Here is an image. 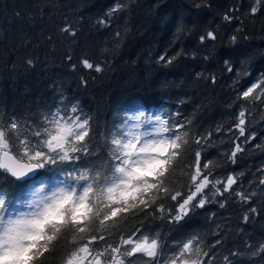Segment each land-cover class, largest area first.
Masks as SVG:
<instances>
[{
  "label": "trees",
  "instance_id": "obj_1",
  "mask_svg": "<svg viewBox=\"0 0 264 264\" xmlns=\"http://www.w3.org/2000/svg\"><path fill=\"white\" fill-rule=\"evenodd\" d=\"M66 26L76 35L63 32ZM161 56L175 59L167 64ZM84 58L102 71L83 68ZM261 80L264 0H0V120L38 124L63 107V98L91 118L93 150L106 157V130L137 111L161 115L184 124L189 134L173 178L177 188L188 191L191 170L187 177L180 174L198 150L213 161L215 179L237 178L233 192L214 197L207 191L205 206L192 208L179 222H170L169 212L174 216L177 207L170 200L163 213L153 206L138 218L127 217L118 231L127 235L142 225L159 239L161 261L196 235L209 252L205 264H264V95L256 89L249 99L240 98ZM241 110L245 135L254 137L247 143L234 127ZM209 133L207 143L193 142ZM234 141L243 151L232 162ZM58 178L55 169H40L21 182L0 172V192L11 201L10 210L25 211L19 202ZM239 191L250 197L247 203L235 195ZM109 242H119L115 231ZM66 249L60 241L41 264H63Z\"/></svg>",
  "mask_w": 264,
  "mask_h": 264
},
{
  "label": "snow or ice",
  "instance_id": "obj_2",
  "mask_svg": "<svg viewBox=\"0 0 264 264\" xmlns=\"http://www.w3.org/2000/svg\"><path fill=\"white\" fill-rule=\"evenodd\" d=\"M256 12L257 7H251L250 13ZM62 31L76 35L70 26ZM207 37L214 38V34L208 32ZM159 59L171 64L175 57ZM81 64L85 69L102 71L87 58ZM256 89L264 95V80L242 91L240 98L249 99ZM61 105L46 113L38 124L21 123L15 117L7 123L0 120V172L21 181L40 169H55L59 177L50 187L41 184L34 188L29 199L19 202L25 211L10 210L11 201L0 192V264H41L45 254L62 240L67 245L63 264H134L141 258H146L145 264H205L209 252L203 251L199 236L176 245L178 250L165 254L161 261L159 239L146 234L142 225L127 235L118 229L130 215L138 218L153 206L163 213L169 200L177 206L174 216L169 212L170 222H179L192 208L205 206L207 191L211 190L214 197L233 192L237 178L228 175L226 180L215 179L210 171L213 161L204 159L198 150L194 162H185L180 174L187 177L191 170L188 191L184 192L173 179L188 144L184 124L137 111L102 135L107 149L106 157H102L93 150L91 118L77 104H65L63 98ZM245 117L241 110L234 127L247 143L254 137L245 135ZM210 137L211 133L193 142L207 143ZM242 151L240 143L234 141L229 159L235 162ZM235 195L245 203L250 200L243 191ZM114 231L119 235L118 243L109 242Z\"/></svg>",
  "mask_w": 264,
  "mask_h": 264
},
{
  "label": "water",
  "instance_id": "obj_3",
  "mask_svg": "<svg viewBox=\"0 0 264 264\" xmlns=\"http://www.w3.org/2000/svg\"><path fill=\"white\" fill-rule=\"evenodd\" d=\"M39 171H40V170H38L34 175L30 176V177L27 178L26 180H29V179L35 177V176L38 174ZM12 178H13V177H12ZM13 179H14L15 181H17L15 178H13ZM26 180H21V181H26ZM21 181H19V182H21Z\"/></svg>",
  "mask_w": 264,
  "mask_h": 264
}]
</instances>
